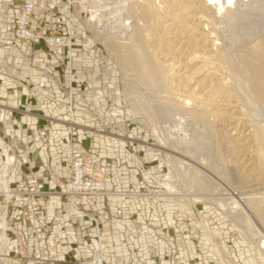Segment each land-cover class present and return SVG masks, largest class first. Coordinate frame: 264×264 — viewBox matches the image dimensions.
Returning <instances> with one entry per match:
<instances>
[{
  "label": "rangeland",
  "instance_id": "374dc122",
  "mask_svg": "<svg viewBox=\"0 0 264 264\" xmlns=\"http://www.w3.org/2000/svg\"><path fill=\"white\" fill-rule=\"evenodd\" d=\"M58 3H62L66 14L53 13L70 20L73 37L75 19L76 27L114 67L116 96L103 98L106 103L100 101V105L111 113L110 118L114 115L112 125H121L114 135L122 149L137 156L145 168L154 166L155 154L162 160L158 182L144 174L135 160L141 175L140 186L115 192L125 199H146L155 211L156 220L165 223L161 227L162 235L155 238L159 246L166 244L169 250L162 263L231 264L225 246L241 242L249 257L256 259L257 264H264V246H260L264 241V141L262 144L256 131L257 125L264 127V122L258 114L259 107L252 101L253 94L245 87L247 74L242 65L252 45L264 36V0L231 3L219 0L211 9L205 0H58ZM37 7L39 12L51 11L47 0L37 2ZM195 54L209 61L207 69L215 72L205 75L197 70L199 63L189 60ZM142 57L147 58L148 69L142 65ZM60 58L63 62L64 57ZM231 61L238 65V70H232ZM217 62L223 63L217 67ZM71 69V75L76 74L72 66ZM87 81L80 77L76 83H69V87L63 86L66 98L70 89L81 83L83 92L89 87L91 92ZM216 86L222 90L218 91ZM212 87L218 90L212 91ZM80 96L76 103L81 105ZM130 142L132 146L125 148ZM146 179L145 187L157 189L161 195H144L141 183ZM164 205L174 212L159 214V207ZM174 221L179 225L182 222L179 229H174L175 224H171ZM7 224L0 232L3 255L0 264H61L59 234L63 229L56 231L55 236L50 232L41 235L39 243L43 246L39 249L43 257L35 260L32 231L23 240L8 217ZM85 234L88 236L87 230ZM53 238L57 240L56 254L50 256L46 241ZM13 239H17L16 248L12 247ZM209 255L213 258L207 259ZM89 261L90 258H81L72 264ZM150 262L161 264L154 254Z\"/></svg>",
  "mask_w": 264,
  "mask_h": 264
},
{
  "label": "crops",
  "instance_id": "0c3cea01",
  "mask_svg": "<svg viewBox=\"0 0 264 264\" xmlns=\"http://www.w3.org/2000/svg\"><path fill=\"white\" fill-rule=\"evenodd\" d=\"M57 2L58 0H47L51 10L49 16L54 11L66 14L62 3L57 5ZM20 3L21 0L0 1V142L8 143L14 149H26L34 161V171H40L48 165L53 175L62 179L66 177L69 167L70 121L78 126L77 139L72 148L79 151L95 147L99 151L98 156L107 159V188L119 193L137 189L141 177L137 163L122 149L114 135V131H118L121 125H112L111 113L100 105L103 98L113 99L116 96L117 86L113 85L114 67L104 59L102 51L89 42L81 29L76 27L75 19L71 65L76 73L74 75L63 65L62 58L50 53L42 44L19 41L15 46L7 47L13 37L11 28L15 9ZM80 77H85L91 84V92L88 91L89 87L79 97L84 109L70 114L63 106L67 102L63 86L76 83ZM29 85L40 92L39 103L29 98ZM39 126L47 127L50 133L46 144L32 141V135ZM2 160L0 150V163ZM41 173L44 175L46 171ZM26 177L25 167L15 163L9 176L10 183L23 181ZM52 190V185L46 184V195L42 197L43 201L48 199L49 218L53 216L55 207L62 205V199ZM71 206L85 213H92L95 219L91 220L83 215L68 218L59 234L62 248L59 247L58 260L61 264H72L73 260L86 257L99 247L108 264L132 261L151 264L153 254L161 264H166L162 261H165L169 250L165 247L166 244L159 246L155 241V238L162 235L161 227H165V223L156 220L155 211L146 199L86 196L74 198ZM65 208L68 206L65 205ZM118 209H128L133 216L118 215ZM158 210L159 214L174 212V209H166L165 205ZM8 221L16 226L21 239H26L31 233L20 210L11 209ZM171 224H175L174 229H179L182 222L180 225L177 221ZM85 230L91 236H87ZM16 241L17 239L12 240L14 248ZM225 250L229 252L231 264H257V260L249 257V252L241 242L230 243L225 246ZM211 258L212 255H209L207 259ZM200 259L205 261L202 257Z\"/></svg>",
  "mask_w": 264,
  "mask_h": 264
},
{
  "label": "built area",
  "instance_id": "2783aa9c",
  "mask_svg": "<svg viewBox=\"0 0 264 264\" xmlns=\"http://www.w3.org/2000/svg\"><path fill=\"white\" fill-rule=\"evenodd\" d=\"M1 1V0H0ZM38 10L35 0H21L20 5L15 9V19L12 23L11 41L7 47L15 46L19 41H26L32 44H43L47 50L56 57H64L63 63L72 74L71 54L74 45V37L69 19H65L62 15L53 13L49 16L48 11ZM41 13H44L43 15ZM67 58V60H65ZM83 92L82 83L71 88L67 94V102L63 105L71 114L80 108V104L76 103L79 95ZM40 92L33 85L29 86V98L38 102ZM104 105L106 102L101 100ZM114 115L110 118L113 124ZM68 144L70 145L69 167L66 177L56 178L49 170L48 165L44 166L40 171H34V161L27 154L26 149L18 147L14 149L8 143L0 142V150L3 154V160L0 163V232L7 227V217L11 209H18L22 212L25 221L29 224L32 231L31 240L33 242L34 259L41 260L43 255L40 252L39 243L41 235L45 232L53 233L64 229L68 218L74 215H83L91 220L95 217L78 210L71 206L74 198H82L86 196H101L104 198L115 197L117 193L111 191L106 186V176L108 162L104 157L98 156V149L89 147L87 149L75 151L72 147L77 139L78 126L72 122H68ZM47 127L39 126L32 135V141L37 144H46L49 138ZM124 145V143H123ZM122 145V146H123ZM132 146L130 142L127 146ZM129 155L134 156L139 166L149 178L158 182V171L162 168V160L159 155L152 157L154 166L149 169L133 153L126 151ZM15 163H20L25 167L27 177L23 181L11 184L9 176ZM46 171L43 175L41 172ZM155 172V173H154ZM147 179L141 183L145 188L146 196L154 197L161 195L157 189L149 190L145 187ZM52 185V191L62 199V205L55 207V212L51 218L47 215V200L42 199L46 192L44 186ZM143 195V194H141ZM65 205L68 208H65ZM118 215H129L130 212L125 209H118ZM88 236L91 233L88 232ZM45 237V236H44ZM55 238L46 241V247L50 256H55ZM51 251V252H50ZM0 256H3L0 253ZM83 258H90L86 264H105L103 253L99 248Z\"/></svg>",
  "mask_w": 264,
  "mask_h": 264
},
{
  "label": "bare ground",
  "instance_id": "6f19581e",
  "mask_svg": "<svg viewBox=\"0 0 264 264\" xmlns=\"http://www.w3.org/2000/svg\"><path fill=\"white\" fill-rule=\"evenodd\" d=\"M175 1V0H174ZM216 1H219V0H205V2H207L206 4H208L209 6H210V9H211V5L214 3V2H216ZM224 1V0H223ZM202 2H204V1H202ZM232 2V0H226V3H231ZM234 2V1H233ZM167 3V2H166ZM190 3H191V1H190ZM189 3V4H190ZM223 3V2H222ZM168 4V3H167ZM174 4V3H173ZM193 4V3H192ZM192 4H190L191 6H192ZM261 4V3H260ZM165 5V4H164ZM194 5V4H193ZM208 5H206V6H208ZM195 6V5H194ZM208 6V7H209ZM235 6V5H234ZM262 6H263V4H262ZM176 7V6H175ZM188 7H190V6H188ZM221 7H222V5H221ZM163 8V7H162ZM166 8H168V7H166ZM173 8V7H172ZM183 8H184V10H186L185 8V5L183 6ZM183 8H182V10H183ZM215 8V7H214ZM227 8V7H226ZM230 8V7H229ZM169 9H171V8H169ZM174 9V8H173ZM176 9V8H175ZM209 9V8H208ZM207 9V10H208ZM238 9V8H237ZM152 10H153V8H152ZM182 10H179V12L181 11V14L184 12H182ZM229 10V9H228ZM177 11H178V9H177ZM187 11V10H186ZM157 12V11H156ZM207 12V11H206ZM218 12H220V11H218ZM233 13L235 12V11H232ZM185 13V12H184ZM183 13V14H184ZM168 14V13H167ZM176 14V13H175ZM197 15V14H196ZM203 15V14H202ZM173 16V15H172ZM175 16V15H174ZM204 16V15H203ZM212 16H213V14H212ZM176 17V16H175ZM181 17V16H180ZM174 18V17H173ZM178 17H176L175 19H177ZM214 18V17H213ZM179 19V18H178ZM182 19V18H181ZM159 20H161V19H159ZM197 20V19H196ZM157 22V21H156ZM214 22V21H213ZM202 23V22H201ZM212 23V22H211ZM205 24V23H204ZM218 24V23H217ZM158 25H159V23H158ZM193 25V24H192ZM212 26V25H211ZM158 27V26H157ZM160 27V26H159ZM204 27V26H203ZM179 28V27H178ZM189 28V27H188ZM123 29V28H122ZM118 30V29H117ZM122 31V30H121ZM125 32V31H124ZM187 32V31H186ZM218 32V31H217ZM122 33V32H121ZM177 33V32H176ZM261 33H259V35H260ZM219 35V34H218ZM262 35H263V31H262ZM139 36V35H138ZM191 38V37H190ZM207 38V37H206ZM219 38V37H218ZM259 38V37H258ZM189 39V38H188ZM255 39H256V37H255ZM202 40V39H201ZM254 40V39H253ZM197 41V40H196ZM200 42V41H199ZM198 42V43H199ZM205 43H207V42H205ZM246 43V42H245ZM228 46V45H227ZM246 46V45H245ZM220 47V46H219ZM230 47V46H229ZM188 48H190V47H188ZM206 48V47H205ZM240 48V47H239ZM191 49V48H190ZM201 49H202V46H201ZM221 49V48H220ZM219 49V52L222 50H220ZM197 51V50H196ZM217 51V50H216ZM243 51V50H242ZM180 52V51H179ZM208 52V51H207ZM194 53H195V51H194ZM197 53H198V51H197ZM223 53V52H222ZM225 53H227V52H225ZM239 54H240V52H238ZM144 54V53H143ZM193 54V53H192ZM191 54V55H192ZM229 54V53H228ZM241 54H243V53H241ZM148 56V55H147ZM186 56V55H185ZM245 56V55H244ZM139 57V56H138ZM190 57V56H189ZM184 59V58H183ZM190 61H191V63H199V68L197 69V70H199V71H201V73H205V75L207 74L206 72H212V73H214L213 71H211V70H209V69H207L208 67H207V65H206V63L207 62H209V61H207L206 59H204L203 57H201V56H199V55H193L192 57H190V59H189ZM226 60H230V59H226ZM214 61V60H213ZM220 61V60H219ZM232 61H234L233 59H232ZM231 61V62H232ZM141 62H142V65H143V67L145 68V69H148V60H147V58L146 57H142V60H141ZM182 62V61H181ZM139 63H140V61H139ZM170 63V62H169ZM172 63V62H171ZM213 63V62H212ZM216 63V62H215ZM214 63V64H215ZM218 64H217V67L220 65L221 66V64L223 63H219V62H217ZM225 63V62H224ZM214 64H212L213 66H214ZM164 65V64H163ZM172 65V64H171ZM242 65H243V68L245 69V72H246V74H247V76H246V81H247V86H245V84L243 85V86H245L246 87V89L247 90H250L251 91V93L253 94V99H252V101L255 103L254 105H257L258 107H259V110H258V114H260L262 117H263V122H264V36L258 41L257 40V42L254 44V46L252 45V48H250V50L248 51V53H247V55H246V57H244V60H243V63H242ZM166 66L168 67V66H170V64H166ZM208 66H210V65H208ZM229 66V65H228ZM154 67V66H153ZM152 67V68H153ZM230 67L232 68V70H238V65H236V64H234L233 62H232V64L230 65ZM215 68H216V65H215ZM215 68L214 69H212V70H215ZM222 68V67H221ZM211 69V68H210ZM154 70V69H153ZM152 70V71H153ZM197 70H195V71H197ZM157 71V70H156ZM194 71V72H195ZM222 71V70H221ZM233 71V72H234ZM153 72H155V71H153ZM152 72V74H155V73H157V72H155V73H153ZM232 72V73H233ZM159 74V73H158ZM236 74V73H235ZM239 75L241 74V72L240 73H238ZM222 75V74H221ZM220 75V76H221ZM213 76V75H212ZM217 76V75H216ZM229 76V75H228ZM153 77V76H152ZM160 77V76H159ZM207 77V76H206ZM234 77H235V75H234ZM240 77V76H239ZM171 78V77H170ZM222 78V77H221ZM243 78H244V76H243ZM153 79V78H152ZM206 79V78H205ZM236 79H237V77H236ZM242 79V78H241ZM245 79V78H244ZM243 79V80H244ZM154 80H157V79H154ZM167 80V79H166ZM202 80V79H201ZM214 80V79H213ZM158 81H159V78H158ZM205 81V80H204ZM221 81V80H220ZM223 81V80H222ZM239 81H241V80H239ZM157 82V81H156ZM196 82V81H195ZM211 81H209V83H210ZM243 82V81H242ZM161 82H159V84H160ZM205 83V82H204ZM206 83H207V81H206ZM159 84H157V85H159ZM173 85V84H172ZM165 86V85H164ZM163 86V87H164ZM226 86V85H225ZM234 86V85H233ZM163 87H161V88H163ZM166 87V86H165ZM164 87V88H165ZM171 87V86H170ZM180 87V86H179ZM216 87H218V86H216ZM220 88H221V85L219 86ZM218 87V88H219ZM230 87V86H229ZM228 87V88H229ZM236 87V86H235ZM238 87V86H237ZM155 88V87H154ZM158 88H159V86H158ZM219 88V89H220ZM167 89V88H166ZM178 89V88H177ZM209 89V88H208ZM214 89H216V88H214ZM213 89V87H212V91L214 90ZM216 90H218V89H216ZM222 89H220V90H218V91H221ZM166 91V90H165ZM168 91L170 92V88L168 89ZM167 91V92H168ZM206 91V90H205ZM210 92H211V89L209 90ZM231 91V90H230ZM168 92V93H169ZM210 92H208V93H210ZM217 92V91H216ZM240 92V91H239ZM207 93V92H206ZM233 93V92H232ZM231 93V94H232ZM243 93V92H242ZM184 94V93H183ZM197 94V93H196ZM210 94H212V93H210ZM209 94V95H210ZM213 94H215V93H213ZM222 94H223V91H222ZM230 94V93H229ZM235 94H236V92H235ZM239 94V93H238ZM170 95V94H169ZM246 95V94H245ZM178 96V95H177ZM205 96V95H204ZM203 96V97H204ZM208 96V95H207ZM207 96H206V98H207ZM232 96V95H231ZM237 96V95H236ZM235 96V97H236ZM211 97H214V95L213 96H211ZM234 97V96H233ZM221 98V97H220ZM236 99V98H235ZM240 99V97L238 98V99H236L237 101ZM207 100H208V98H207ZM211 100H212V98H211ZM216 100V99H215ZM252 102V103H253ZM215 103H216V101H215ZM251 103V102H250ZM252 105V104H251ZM184 107V106H183ZM252 108V107H251ZM245 109V108H244ZM253 109V108H252ZM187 111V110H186ZM185 111V112H186ZM192 111H193V109H192ZM188 112V111H187ZM196 112H198V111H196ZM196 112H195V114H196ZM243 112V111H242ZM183 115H184V113H183ZM193 115V114H192ZM187 116V115H186ZM185 117V116H184ZM195 117V116H194ZM199 118V117H198ZM182 119H183V117H182ZM181 119V120H182ZM200 119V118H199ZM179 120H180V118H179ZM180 120V121H181ZM214 120V119H213ZM260 121H262V120H260ZM184 122V121H183ZM245 122V121H244ZM203 123H204V120H203ZM231 123V122H230ZM239 123V122H238ZM180 125V124H179ZM207 125V127H208V124H206ZM249 127V126H248ZM222 130V129H221ZM218 131V130H217ZM256 131H257V137H258V139L260 140V141H262V144H263V141H264V127L263 126H260V125H257V127H256ZM220 134H222V133H220ZM240 139V138H239ZM239 205V204H238ZM237 206V205H236ZM247 208V207H246ZM260 246H264V241H261V243H260Z\"/></svg>",
  "mask_w": 264,
  "mask_h": 264
}]
</instances>
